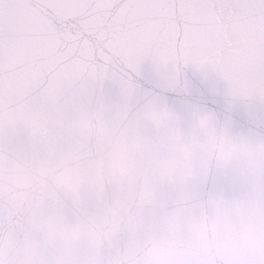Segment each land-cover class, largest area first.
I'll return each mask as SVG.
<instances>
[{
	"label": "clouds",
	"instance_id": "1",
	"mask_svg": "<svg viewBox=\"0 0 264 264\" xmlns=\"http://www.w3.org/2000/svg\"><path fill=\"white\" fill-rule=\"evenodd\" d=\"M153 68L0 80V264H264V32Z\"/></svg>",
	"mask_w": 264,
	"mask_h": 264
},
{
	"label": "snow or ice",
	"instance_id": "2",
	"mask_svg": "<svg viewBox=\"0 0 264 264\" xmlns=\"http://www.w3.org/2000/svg\"><path fill=\"white\" fill-rule=\"evenodd\" d=\"M264 32V0H0V80L38 94L185 65L210 56L228 26Z\"/></svg>",
	"mask_w": 264,
	"mask_h": 264
},
{
	"label": "water",
	"instance_id": "3",
	"mask_svg": "<svg viewBox=\"0 0 264 264\" xmlns=\"http://www.w3.org/2000/svg\"><path fill=\"white\" fill-rule=\"evenodd\" d=\"M141 75L143 82L145 84H150L154 79H155V70L150 62H146L142 68H141ZM186 75L190 79L191 83L193 84L194 87L196 88H203L204 85L201 82V79L198 74L194 72L192 69H188L186 72ZM169 97L172 99L176 98V94L169 92L168 93Z\"/></svg>",
	"mask_w": 264,
	"mask_h": 264
}]
</instances>
